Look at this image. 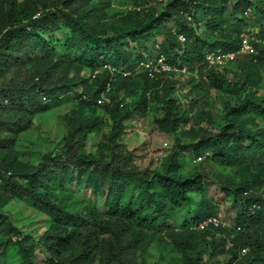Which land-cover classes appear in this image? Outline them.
<instances>
[{
  "label": "trees",
  "instance_id": "trees-1",
  "mask_svg": "<svg viewBox=\"0 0 264 264\" xmlns=\"http://www.w3.org/2000/svg\"><path fill=\"white\" fill-rule=\"evenodd\" d=\"M112 1L0 0V150L8 161L0 165V233L16 235L11 245L0 237V264L16 247L26 264H145L137 251L151 241L164 247L160 260L169 251L167 264H264V37L250 41L253 54L204 67L205 81L195 79L206 54L235 53L241 34L264 32V0H128L130 9L109 14ZM142 50L186 73L149 78L137 68ZM106 89L107 135L80 115L94 112ZM74 101L58 144L46 153L22 149L20 162L15 149L36 127L31 116ZM147 119L171 143L155 166L140 169L125 137ZM90 132L98 140L86 151ZM191 133L198 141L183 143ZM186 153L208 156L183 174ZM208 163L218 166L211 176ZM212 185L232 220L200 229L218 216V204L206 200ZM72 186L100 195L107 218L82 206ZM6 198L46 218L40 237L21 230L29 218ZM223 253L226 262L213 260Z\"/></svg>",
  "mask_w": 264,
  "mask_h": 264
},
{
  "label": "rangeland",
  "instance_id": "rangeland-1",
  "mask_svg": "<svg viewBox=\"0 0 264 264\" xmlns=\"http://www.w3.org/2000/svg\"><path fill=\"white\" fill-rule=\"evenodd\" d=\"M130 9L128 5V0H113L110 7L107 9V12L109 14L114 13L116 11H121L124 12L125 10ZM247 16L249 18H252V12L251 9L249 8L246 9ZM229 22L228 24H230ZM244 27V26H243ZM246 34H242V36H249V38H254L261 39L264 37V32H260L257 30V28H253L251 31H246ZM214 37V35H213ZM213 37L211 38V41H213ZM217 51H215L213 54L215 55ZM213 54H210L211 58H215L220 61V64H226L225 60L223 58H229L228 56L225 57H220L218 55L214 56ZM207 56L205 57V60H207ZM233 61V60H232ZM208 62V61H207ZM176 63V62H175ZM179 64V63H178ZM209 64V62H208ZM231 67L233 66V62H230ZM206 67L208 70L210 67H207L206 64H203L199 67V70L195 72V75L197 78L195 79H200L202 76H206V71L204 70ZM100 66L95 69V72L99 71ZM137 72V71H136ZM176 76V74H174ZM185 76V75H184ZM4 77V76H3ZM178 77V75L176 76ZM183 80V79H182ZM203 80V79H202ZM205 80H203L204 82ZM186 82V81H184ZM184 85L182 81H180L179 86ZM107 91L103 93V98L102 102L104 101L106 104L109 102V98L106 96ZM259 93H264V88L259 91ZM212 94L214 97L217 98L215 100L214 105L215 108H218L220 105V97L216 94V92L212 91ZM121 99L123 98L122 95H120ZM180 100V96H178ZM126 102L132 101L131 97H125ZM123 104V102H122ZM77 108V103L76 101L71 102L66 104L65 106H59L57 108H51L45 112H40L36 113L31 116V119L36 126L33 130H30L28 133L24 134L21 139H19L18 142V148L15 149L17 150L18 153L17 156L19 158L20 162L24 161V157L20 155V150L25 149L26 151H40L41 153H46L47 151H50L52 147L55 144H58L59 140L61 137L67 133L68 130V113H71L72 110L75 111ZM67 114V116H66ZM85 120L91 121L93 120L95 124L100 125V133H105L106 135L108 134V125L112 123V118L108 116L106 111L102 108V106L99 104L98 107L95 109L94 112H91L87 108H83L81 114H80ZM66 117V119H65ZM95 117H99L97 120H94ZM192 119L193 117L190 116ZM190 119V120H191ZM142 127L139 125L137 126L136 129L133 131H130L127 135L125 144L129 148V150L132 152L133 155V163L135 166H137L140 169H143L145 167H152L156 165V158L163 156L165 154L167 145L170 144V140H168L164 135H161L158 133L157 129L152 125V123L147 119L145 123H140ZM182 130L185 128H189V123L188 122H183L181 124ZM89 136L91 137L89 139ZM89 136L84 139L86 143L84 150H89L90 149V144L93 139L94 142L98 140V138L93 134L92 132L89 133ZM195 134L191 133V137L185 136L183 143H194L198 141L197 136L194 137ZM62 145H59L56 147L57 150H61ZM97 156V153L99 150L96 148H93L92 150ZM3 151L0 150V165H3L4 168H6V165L8 164L7 160H3ZM208 156V154L200 156L201 160L198 161V158H194L192 154L186 153L184 157L186 158L185 161H183L182 168L179 170L181 173L186 174L188 171H190L192 168H194L199 162L204 161V157ZM27 160V159H26ZM29 161V160H27ZM154 163V165H153ZM206 166V171L207 173L211 176V173L215 172L218 170V166L215 164L208 163L205 165ZM3 174V169L0 168V176ZM7 176V174H6ZM5 176V177H6ZM2 184V183H1ZM210 188L212 192L211 193V200L207 197L206 200L210 204H218V210L215 211L216 214H218L217 218L223 221L224 219L229 220V222L232 220V214L233 212L230 209H227V200L224 199L223 195L219 192L218 187L215 185H212ZM75 186H72L71 189L67 187V191L71 192V194L77 198L82 204V206H87L92 209H94L96 212L99 214L105 216L107 218V212H106V206L103 203V199L100 197L98 194H90L88 190L82 188V189H75ZM2 192V187L0 185V193ZM89 193V194H88ZM2 202V201H1ZM7 203L8 207L13 210V212H20L21 215H24L29 218V221L26 223L25 226L21 227V230L28 232L32 237H40L44 230L47 229L48 227V222L46 218L42 215L39 214L38 210L35 209L31 203L28 202H21L20 200H12L11 198H6L4 201ZM214 202V203H213ZM215 208H211L212 212L214 211ZM13 231L2 234L0 233V237L3 236L6 239L9 240L8 245H11V238L15 240V236ZM11 234V235H10ZM5 239V240H6ZM168 243V241H166ZM227 247V246H226ZM164 247L158 248L156 245L155 241H151L149 244V247L147 250L139 249L137 251L138 253V260L145 261V264H157L159 257H158V249L159 251H162ZM2 247H0V250ZM16 249V257L14 259L11 258V261L7 263V260L2 264H26L22 261V256L18 253L17 247ZM3 254V253H2ZM37 256H40L37 254ZM169 251H167L164 255V257L160 260V264H167L169 262L170 257H169ZM230 254L228 253H223V254H218L214 256V261L217 262H226L230 258ZM144 258V259H143ZM142 259V260H141ZM177 261V259L175 260ZM37 263V262H36ZM176 264H178L176 262Z\"/></svg>",
  "mask_w": 264,
  "mask_h": 264
},
{
  "label": "built area",
  "instance_id": "built-area-1",
  "mask_svg": "<svg viewBox=\"0 0 264 264\" xmlns=\"http://www.w3.org/2000/svg\"><path fill=\"white\" fill-rule=\"evenodd\" d=\"M178 39L180 42H184L185 38L184 36H178ZM240 47L238 49L237 52L235 53H225V52H220L219 50H217L216 54L214 56L218 55V56H228L229 58H223L226 59L225 63L228 61H232L235 57L236 54H253L254 51V47L253 45L250 43L249 40V36L245 37V36H240ZM257 41V40H256ZM210 54H208L207 56V60H205V64L207 65V67L213 66V65H220L222 66L223 64H220V61L215 59V58H211V56H209ZM209 64H208V62ZM141 66L143 67V69L147 72V76L149 78H156L162 74H176V75H180V74H185L186 73V68L184 66H180L178 63L176 64H169L166 63L164 61V59L162 57L158 58L157 60L153 61V60H148L144 63L141 64ZM202 79H205L204 76H202ZM103 98V94H101L100 98L96 101L97 104H102L104 103V101L102 102ZM208 225H212L213 227H218V226H222L224 225V222H222L221 220L215 218V217H209L206 221H204L203 223H201L199 225L200 229H203V227H207Z\"/></svg>",
  "mask_w": 264,
  "mask_h": 264
},
{
  "label": "clouds",
  "instance_id": "clouds-1",
  "mask_svg": "<svg viewBox=\"0 0 264 264\" xmlns=\"http://www.w3.org/2000/svg\"><path fill=\"white\" fill-rule=\"evenodd\" d=\"M241 35H242V34H241ZM241 35H240V36H241ZM178 36H183V35L179 34V35H177V38H178ZM184 38H185V37H184ZM239 38H240V37H239ZM249 40L252 41V38H249ZM178 41H179V39H178ZM255 41H256V40H255ZM179 43L182 44V43H184V42H180V41H179ZM212 53H213V52H212ZM230 53H232V52H230ZM209 54H210V53H209ZM141 55L144 57V60H143L142 62H140L139 65L137 66V68H141V70H144L143 67L141 66V64L144 63V62H146V61H148V60H153V61H155V60H157L158 58L162 57L166 63H169V62H167L166 58H165L163 55H159V56H157L156 58H155V56H153L152 58L145 59V58H146V55H147V53H146L145 50H142V51H141ZM206 55H207V54H206ZM206 55H205V57H206ZM236 55H237V54H236ZM236 55H235V56H236ZM234 58H235V57H234ZM177 63H178V62H177ZM169 64H172V63H169ZM173 64H176V63H173ZM180 66H181V65H180ZM110 70L112 71L111 68H110ZM144 71H145V70H144ZM124 75H126V74H124ZM162 75H167V76H169V75H173V74H162ZM162 75H160V76H162ZM176 76H177V75H176ZM106 91H108V90L106 89ZM103 93H104V92H102V94H103ZM100 96H101V95H100ZM99 98H100V97H99ZM96 101H97V100H96ZM96 104H97V103H96ZM200 160H201V158L199 157V158H198V161H200ZM215 218H217V217H215ZM207 219H208V218H207ZM207 219H205L204 221H206ZM217 219H218V218H217ZM219 220H220V219H219ZM204 221H203V222H204ZM203 222H201V223H203ZM222 222H223V221H222ZM201 223H200V224H201ZM200 224H199V225H200Z\"/></svg>",
  "mask_w": 264,
  "mask_h": 264
}]
</instances>
